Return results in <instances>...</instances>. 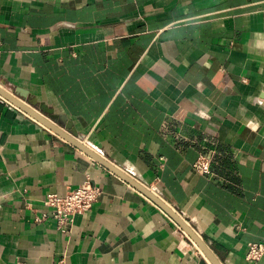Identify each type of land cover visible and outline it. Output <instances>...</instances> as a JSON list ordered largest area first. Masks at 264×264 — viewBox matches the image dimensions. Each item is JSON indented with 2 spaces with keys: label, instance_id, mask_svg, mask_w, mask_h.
I'll return each instance as SVG.
<instances>
[{
  "label": "crops",
  "instance_id": "0c3cea01",
  "mask_svg": "<svg viewBox=\"0 0 264 264\" xmlns=\"http://www.w3.org/2000/svg\"><path fill=\"white\" fill-rule=\"evenodd\" d=\"M0 86L154 188L221 264H264L246 258L264 244V0H0ZM87 180L102 195L64 232L43 201ZM205 261L156 203L0 96V264Z\"/></svg>",
  "mask_w": 264,
  "mask_h": 264
},
{
  "label": "water",
  "instance_id": "95a60500",
  "mask_svg": "<svg viewBox=\"0 0 264 264\" xmlns=\"http://www.w3.org/2000/svg\"><path fill=\"white\" fill-rule=\"evenodd\" d=\"M0 96L4 99L18 107L24 113L28 114L30 117L41 123L42 125L48 127L56 134L60 135L64 139L68 140L79 150L84 152L86 155L92 157L97 162L104 165L106 168L110 169L122 179H124L127 183H129L132 187L136 188L140 192H142L148 199L152 200L156 203L167 215H169L184 231L185 233L193 240L196 246L204 254L207 262H202L201 264H221L209 247L205 244V242L197 235V233L192 229V227L188 224V222L181 217L176 211L172 210L160 197L155 195L150 189H148L144 184L136 180L130 173L124 172L121 169L115 167L113 164L93 152L89 149L81 140L78 138V132L74 129L70 124L67 125V121L63 117L54 114L52 109H48L46 105L38 103L36 99H29L28 104H25L11 93L6 91L4 88L0 86ZM26 97V95H23ZM48 116V118L46 117ZM54 122L59 123L62 126L67 127L69 133H65L62 131Z\"/></svg>",
  "mask_w": 264,
  "mask_h": 264
},
{
  "label": "built area",
  "instance_id": "2783aa9c",
  "mask_svg": "<svg viewBox=\"0 0 264 264\" xmlns=\"http://www.w3.org/2000/svg\"><path fill=\"white\" fill-rule=\"evenodd\" d=\"M193 167L199 174L212 175L211 160L209 158H199ZM101 195L102 192L99 187L95 186L90 180H87L83 185L69 190L65 195H48L43 204L51 212V216L56 221L58 228L65 232L77 215L85 214L98 203ZM44 218H38L37 220L41 222ZM246 258L248 261L254 263L263 259L264 244L249 243Z\"/></svg>",
  "mask_w": 264,
  "mask_h": 264
},
{
  "label": "rangeland",
  "instance_id": "374dc122",
  "mask_svg": "<svg viewBox=\"0 0 264 264\" xmlns=\"http://www.w3.org/2000/svg\"><path fill=\"white\" fill-rule=\"evenodd\" d=\"M148 189H150V191H153V192H157L154 188H152L151 186L149 185H146L144 184ZM157 194V193H156ZM159 197V196H158ZM165 202V201H164Z\"/></svg>",
  "mask_w": 264,
  "mask_h": 264
},
{
  "label": "bare ground",
  "instance_id": "6f19581e",
  "mask_svg": "<svg viewBox=\"0 0 264 264\" xmlns=\"http://www.w3.org/2000/svg\"><path fill=\"white\" fill-rule=\"evenodd\" d=\"M172 209V208H171ZM173 210V209H172Z\"/></svg>",
  "mask_w": 264,
  "mask_h": 264
}]
</instances>
